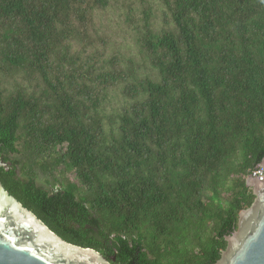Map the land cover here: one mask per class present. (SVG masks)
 Masks as SVG:
<instances>
[{"label": "trees", "instance_id": "16d2710c", "mask_svg": "<svg viewBox=\"0 0 264 264\" xmlns=\"http://www.w3.org/2000/svg\"><path fill=\"white\" fill-rule=\"evenodd\" d=\"M263 161L264 0H0V182L66 242L215 264Z\"/></svg>", "mask_w": 264, "mask_h": 264}, {"label": "water", "instance_id": "95a60500", "mask_svg": "<svg viewBox=\"0 0 264 264\" xmlns=\"http://www.w3.org/2000/svg\"><path fill=\"white\" fill-rule=\"evenodd\" d=\"M257 167H263L264 161ZM255 200L215 264H264V177H247ZM0 264H111L98 251L70 244L11 196L0 182Z\"/></svg>", "mask_w": 264, "mask_h": 264}, {"label": "rangeland", "instance_id": "374dc122", "mask_svg": "<svg viewBox=\"0 0 264 264\" xmlns=\"http://www.w3.org/2000/svg\"><path fill=\"white\" fill-rule=\"evenodd\" d=\"M154 2V1H153ZM157 3V2H155ZM156 17L153 16L151 18V22L153 24H156L158 20H155ZM124 30V31H121ZM153 30H156V28L153 26ZM114 31H117L114 37L112 38L114 40V46H111L112 51L116 49L117 54H120L121 60H124V64H126L128 67L132 68V65H134L133 71L138 75V78L145 80L146 76H149V72L142 67V64L137 62L139 60V56L135 51V47H133V35H131V31H128L123 27L122 29H119L118 24H114L113 26V33ZM128 39V42H127ZM132 43V45H131ZM122 56L125 58H122ZM137 59V60H136ZM126 66V67H127ZM155 79V78H154ZM111 99V97H110ZM120 103V99H116L115 97H112V105H116L117 103ZM119 106V105H116ZM18 149L23 151V148H21V145H18ZM24 153V151H23ZM27 155V154H26ZM13 158V156H11ZM15 157V156H14ZM35 174L37 185L43 186L46 189L50 190L51 186H54V184H57L56 186H60V182L63 181L61 177L56 178H47L43 175V173L35 168ZM68 179L73 181L74 180V174H69Z\"/></svg>", "mask_w": 264, "mask_h": 264}, {"label": "built area", "instance_id": "2783aa9c", "mask_svg": "<svg viewBox=\"0 0 264 264\" xmlns=\"http://www.w3.org/2000/svg\"><path fill=\"white\" fill-rule=\"evenodd\" d=\"M252 176L254 178H261L264 177V170L262 168H257L252 172Z\"/></svg>", "mask_w": 264, "mask_h": 264}, {"label": "clouds", "instance_id": "9594fccd", "mask_svg": "<svg viewBox=\"0 0 264 264\" xmlns=\"http://www.w3.org/2000/svg\"><path fill=\"white\" fill-rule=\"evenodd\" d=\"M115 35V34H114ZM114 35L112 36V38L114 37ZM114 43V42H113ZM112 46H114L113 44H112ZM114 52V51H113ZM137 62H139V63H141L140 61H137ZM142 64V63H141ZM144 68V67H143ZM257 168H262L263 169V167H257ZM256 168V169H257ZM256 169H254V170H256ZM254 170H252V172L254 171ZM264 170V169H263ZM252 172L249 174V175H252ZM253 177V176H252ZM254 178V177H253ZM253 191V190H252ZM246 210V209H245ZM242 212V211H241ZM235 232V231H234ZM232 235V234H231Z\"/></svg>", "mask_w": 264, "mask_h": 264}]
</instances>
